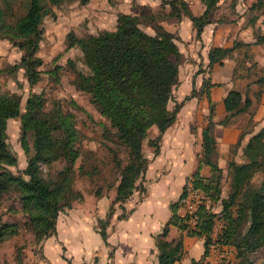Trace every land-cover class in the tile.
Instances as JSON below:
<instances>
[{
    "label": "trees",
    "instance_id": "16d2710c",
    "mask_svg": "<svg viewBox=\"0 0 264 264\" xmlns=\"http://www.w3.org/2000/svg\"><path fill=\"white\" fill-rule=\"evenodd\" d=\"M65 0H47L49 4H60ZM89 0H80L87 3ZM179 1L181 9L176 6ZM203 10L195 14L185 0H166L170 13L177 17L186 14L192 21L195 34L200 36L205 24L218 5V0H200ZM260 5L264 0H257ZM9 0H0V38L7 37L22 50L19 62L10 70L23 68L29 84H35L40 77L38 66L42 58L37 55L43 30L40 26L43 16L51 11L44 0H28L26 11L16 18L9 12ZM258 35L255 43L263 40ZM69 45L76 44L83 55L88 73H79V88L89 93L91 102L105 116L115 137L123 144L128 160L120 167L116 182V195L113 204L123 203L135 188L142 187L137 181L145 168L147 158L143 153V140L147 129L156 125L158 134L148 140L156 154L160 148L163 132L173 122L185 100L198 95L193 87L189 94L168 108L173 87L178 83L179 58L181 52L175 41L174 32L159 25L156 33H149L139 25V17L129 12H119L113 29L104 30L85 37H77L68 32ZM241 43L235 41L231 47L213 46L209 49V66L221 62L223 57ZM256 81L264 84V74ZM216 82L209 78L202 81L203 91L209 102L207 124L202 131V146L199 157L200 166L191 174L193 184L206 193V198L198 208L201 217L198 228L187 231L205 238L206 252L210 242L209 232L213 217L221 211L225 225L220 244L233 246L236 250L235 264H246L248 254L264 245V177L258 187L252 190L249 200L244 202L240 194L258 170H264V126L253 133L243 147L245 160L231 159L227 163L230 170V190L222 196V168L211 159L215 145L212 132L214 121L212 114L214 103L210 96V87ZM260 92V91H259ZM250 98L237 89H230L224 98L225 110L230 115L249 106ZM242 105V107H241ZM20 119V143L25 152L32 148L26 166L21 173L11 172L7 166L17 164V156L7 141V123L10 118ZM228 118L225 116L223 122ZM30 137L32 145H30ZM242 133L239 136L240 141ZM79 140V130L74 115L55 106L46 110L41 92H30L26 97L24 109H21L20 96L15 93H0V198L11 187L19 191L22 210L27 216L25 223L31 228L35 239L55 233L58 213L71 207L75 199L82 197L73 187L70 168L59 171L58 179L46 178L42 174L41 163L51 164L59 158L70 162L79 156L75 142ZM121 158H117L120 165ZM210 166L212 174L200 173L201 164ZM80 167V166H79ZM264 176V173H263ZM112 184L107 186V189ZM141 189H144L142 187ZM94 193L102 195L98 186ZM108 209L106 217L99 219L100 233L105 237L106 226L114 206ZM177 201L172 204V215L167 224H175L184 229L185 223L176 214ZM219 204L220 207L216 205ZM124 216V213H122ZM19 225L14 221L0 220V242L18 234ZM167 229L162 231L166 234ZM180 241L173 247L171 243L159 238L158 264H173L179 251ZM224 264V261L222 262Z\"/></svg>",
    "mask_w": 264,
    "mask_h": 264
},
{
    "label": "crops",
    "instance_id": "0c3cea01",
    "mask_svg": "<svg viewBox=\"0 0 264 264\" xmlns=\"http://www.w3.org/2000/svg\"><path fill=\"white\" fill-rule=\"evenodd\" d=\"M145 6L150 9L148 4ZM202 10L203 7L198 12ZM129 13L138 14L137 11ZM177 20L183 29L187 28L189 23L192 24L188 16L177 17ZM210 20L196 40L193 41L190 34L192 46L187 54L193 57V65L190 66L189 76L182 78L179 71L178 92L184 97L193 87L199 90L204 78L218 83L209 89L214 103L212 132L215 145L211 159L222 168V178L224 173H229L227 185H223L222 179L221 195L224 197L230 190L228 161H244V145L253 133L264 126V84L256 81L257 78L254 79L252 72L248 71L253 62L264 66V37L258 43H250L253 41L252 36L251 40L246 39L247 35L237 38L236 34L223 33L225 29H231L232 25L223 26L222 23L213 21L211 16ZM262 28L264 30V25ZM235 41L244 42L250 56L246 59L243 72H240V66L236 65V47L223 57L221 62L208 65V52L211 47H231ZM179 50L182 54L180 46ZM199 66L202 67L201 71ZM227 68L229 73L223 75ZM230 89L239 90L243 96L247 94L251 100L249 106L232 115L224 106V98ZM200 96L203 98L199 99ZM208 114L209 102L205 94L198 93L185 100L175 120L163 132L156 154L152 149H144V144L158 134L157 126L151 125L143 140V153L147 161L137 181L144 189L135 188L121 204H113L116 184L102 195L88 193L75 199L71 207L58 213L55 233L38 240L43 255L39 264H158L159 238L169 241L171 247L178 241L181 242L173 264H218L209 251L205 254L204 236L188 233L172 223L167 224L173 212L172 204L179 199L186 181L200 166L202 131L207 124ZM226 115L228 118L223 122ZM241 133L242 137L238 142ZM200 173L210 176V166L202 163ZM111 204L114 210L103 237L98 220L106 217ZM165 228L166 234L162 235ZM227 247L235 249L232 245Z\"/></svg>",
    "mask_w": 264,
    "mask_h": 264
},
{
    "label": "rangeland",
    "instance_id": "374dc122",
    "mask_svg": "<svg viewBox=\"0 0 264 264\" xmlns=\"http://www.w3.org/2000/svg\"><path fill=\"white\" fill-rule=\"evenodd\" d=\"M9 1L11 6L9 12L12 17L16 18L24 14L28 0ZM44 1L50 6L51 11L43 16L40 24L43 33L37 50V55L42 58V64L38 66L41 72L39 80L35 84H29L23 68L10 70L14 63L19 62L22 50L14 45L11 39L1 37L0 93L18 94L23 110L29 93L41 92L46 110L58 106L66 112L73 113L75 125L79 130V140L75 142V147L79 149V156L73 162L59 158L51 164L41 163L42 174L46 178L58 179L59 171L69 167L71 175L73 174L71 176L73 187L80 191L82 196L88 193L94 194L98 186L103 191H109L115 186L120 167L128 160V154L123 144L115 137L114 129L110 127L108 119L91 102L89 93L78 86L79 73H88V68L84 63L80 48L76 44L69 45L68 32L72 31L77 37H85L113 29L119 12L137 11L139 25L147 32L156 33L159 25L173 30L175 41L183 51L178 65L180 76L183 78V76H189L190 66L193 65V57L187 52L192 46V40L197 39L194 33L195 28L189 23L187 28L183 29L179 20L176 21L177 16L170 13L171 7L166 0H143L141 2L139 0H89L85 4L80 0H65L60 4H49L47 0ZM185 2L196 14L203 7L200 0H185ZM147 4L150 9L145 6ZM176 6L183 11L179 1L176 2ZM183 16L187 15L182 14L180 18ZM211 18L213 21L222 23L223 26L232 25L231 29L227 28L223 33L236 34L237 38L247 35L246 39L252 40L253 38L250 42L253 43L264 31L262 28L264 2L260 5L257 0H218V5L211 13ZM190 34H192V40L189 38ZM239 43L242 45L236 47L235 60L236 65L240 66V72H243L246 59L250 56L244 42ZM201 70L202 67L199 66V71ZM229 71L228 68L225 69L223 75ZM248 71L252 72L255 79L264 74V66L253 62ZM219 80L222 81L221 78ZM179 86L180 81L173 87L172 98L168 102L170 109L183 98L178 92ZM196 91L198 93L203 91L202 86ZM178 96L180 98L177 99ZM201 98L203 96L199 97ZM19 137L20 119L19 117L10 118L7 123V141L10 149L17 156V164L9 165L7 168L16 174L22 172L27 158L33 151L31 148L29 152H25L21 147ZM29 142L32 145L31 137ZM147 148L153 149L145 143L144 149ZM117 158H121L120 165ZM263 173L264 170L255 172L249 185L240 194L242 201L249 200L252 190L260 185L264 177ZM222 179H224L223 185H227L229 173H224ZM110 184H112L111 187L107 189ZM216 206L220 207L219 204ZM0 220L17 222L20 228L18 234L0 242V264H39V259L43 257L39 246L40 241L35 239L31 228L25 223L27 216L22 210L19 191L15 187H11L0 198ZM223 254L224 264H235L238 260L235 257V249L231 250L225 246ZM246 264H264V245L248 254Z\"/></svg>",
    "mask_w": 264,
    "mask_h": 264
},
{
    "label": "built area",
    "instance_id": "2783aa9c",
    "mask_svg": "<svg viewBox=\"0 0 264 264\" xmlns=\"http://www.w3.org/2000/svg\"><path fill=\"white\" fill-rule=\"evenodd\" d=\"M205 198V191L193 184L192 177L188 178L184 190L176 204V214L181 217L185 223L184 230L190 231L198 228L201 220L198 208ZM224 225V217L221 211H217L213 217V224L209 232L210 242L208 244V251L214 257L215 261H218V264L222 263L224 257L223 252L225 246L221 245L219 242Z\"/></svg>",
    "mask_w": 264,
    "mask_h": 264
}]
</instances>
